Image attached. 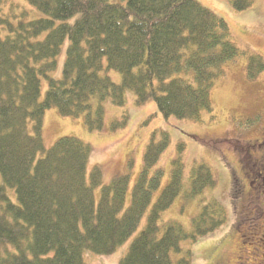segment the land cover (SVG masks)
<instances>
[{
	"label": "trees",
	"instance_id": "trees-1",
	"mask_svg": "<svg viewBox=\"0 0 264 264\" xmlns=\"http://www.w3.org/2000/svg\"><path fill=\"white\" fill-rule=\"evenodd\" d=\"M22 1L28 6L0 0V264H85L86 251L111 255L138 229L161 186V172L151 176V171L169 139L164 133L147 146L126 209L128 175L103 186V172L95 167L88 184L89 145L63 137L45 149L46 112L83 116L88 129L99 132L105 123L102 103L123 107L132 91L138 105L155 102L166 119L200 121L213 113L211 91L223 66L245 52L230 40L226 21L195 0ZM255 1L232 5L244 11ZM33 12L43 17L31 19ZM67 41L63 75L56 79L51 74ZM105 69L120 73L121 84L105 76ZM263 72L264 58L248 54V78ZM191 73L192 81L186 77ZM43 79L48 90L41 100ZM172 164L170 183L119 264H193L190 252L178 259L173 254H182V242H196L224 224L223 208L211 202L194 218L191 233L179 223L161 225L162 213L183 192V161L177 157ZM215 186L211 170L201 164L184 198ZM97 187H102L98 205ZM7 189L14 190L17 204Z\"/></svg>",
	"mask_w": 264,
	"mask_h": 264
},
{
	"label": "rangeland",
	"instance_id": "rangeland-1",
	"mask_svg": "<svg viewBox=\"0 0 264 264\" xmlns=\"http://www.w3.org/2000/svg\"><path fill=\"white\" fill-rule=\"evenodd\" d=\"M195 1L226 21L230 40L245 52L223 66V74L211 91L212 114H203L200 121L176 117L166 119L158 112L155 102L138 105L134 92L128 91L123 107L114 105L110 100L102 103L105 123L99 132L90 131L83 116L64 117L57 109L48 110L44 116L43 139L46 150L51 149L63 137H75L91 148L86 174L88 184L95 167L103 172V186H108L121 175L130 177L126 209L131 206L133 190L143 172L147 146L153 137L156 141L162 140L164 133L169 139L167 149L151 171V176L161 172V186L154 192L152 204L138 229L111 255H97L86 251L85 264H119L126 257L134 240L146 228L151 210L160 194L170 183L172 162L177 157L184 164L183 192L171 208L162 213L161 225L179 223L187 233H191L194 218L200 214L203 206L211 202L223 208L225 222L215 232L196 242H182V254H173V257L178 259L190 252L193 264H217L218 261L230 264H264L260 255L264 253V242L260 240L264 234V197L258 201L254 192L248 189H243L240 197H233L230 168L235 163L233 159L237 148L264 130V72L255 80L247 76L248 54L264 58V0H256L252 7L244 11H236L232 5L233 0ZM19 2L26 7V2ZM8 10V5L3 7L4 12ZM40 17L43 15L39 12L31 15V19ZM68 47L69 41L62 46L57 58L58 67L51 74L56 79L63 75ZM103 74L115 84H121L120 73L105 69ZM186 77L192 81L193 74ZM47 90V81L43 79L41 100H44ZM97 104L94 99V107ZM114 124L118 126L115 128ZM41 157L39 155V159ZM201 164L211 170L216 186L205 190L199 197L185 200L192 172ZM7 192L13 203L17 204L14 190L7 189ZM101 192L102 187L94 189L97 205ZM241 199H245V202H240Z\"/></svg>",
	"mask_w": 264,
	"mask_h": 264
},
{
	"label": "flooded vegetation",
	"instance_id": "flooded-vegetation-1",
	"mask_svg": "<svg viewBox=\"0 0 264 264\" xmlns=\"http://www.w3.org/2000/svg\"><path fill=\"white\" fill-rule=\"evenodd\" d=\"M235 155L233 159L235 163L230 165L233 197H240L243 189H248L253 191L255 199L260 201L264 197V130L257 137L239 146ZM240 202H245V199H241ZM260 240L264 242V234ZM255 249L259 251L258 248ZM260 255L261 261L264 262V253ZM217 264L230 262L218 261Z\"/></svg>",
	"mask_w": 264,
	"mask_h": 264
}]
</instances>
